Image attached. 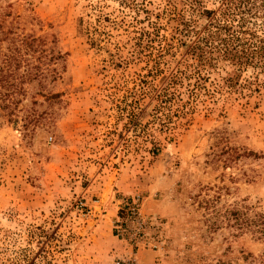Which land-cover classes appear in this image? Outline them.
Returning a JSON list of instances; mask_svg holds the SVG:
<instances>
[{"label": "rangeland", "instance_id": "rangeland-1", "mask_svg": "<svg viewBox=\"0 0 264 264\" xmlns=\"http://www.w3.org/2000/svg\"><path fill=\"white\" fill-rule=\"evenodd\" d=\"M253 13L243 28L264 37V0ZM240 20L233 0H0L1 47L35 38L27 58L43 72L0 117V264H115L132 250L139 264H252L264 252L229 214H264V65L198 74L186 58ZM133 195L148 221L140 248L104 210Z\"/></svg>", "mask_w": 264, "mask_h": 264}, {"label": "trees", "instance_id": "trees-1", "mask_svg": "<svg viewBox=\"0 0 264 264\" xmlns=\"http://www.w3.org/2000/svg\"><path fill=\"white\" fill-rule=\"evenodd\" d=\"M233 1L238 5L240 22L237 25L227 24L219 27V36L216 39L209 41L198 38L187 49L186 58L194 60L197 64L198 74L200 69H217L225 62L239 67H246L252 63L264 65V37L251 34L243 28L248 16H256L253 10L257 9L258 0ZM237 33L243 36H236ZM35 41L33 37L24 38L20 42L11 41L6 50L0 45V117L4 114L14 116L17 106L21 103L18 96L26 94L24 84L43 77L40 67L34 66L27 58L28 51L34 49ZM185 75L183 77L176 75V92L179 91L180 84L188 79ZM195 85L199 87L198 84ZM167 92L168 90H163L157 96ZM134 105L137 106V103H133V106L131 104L132 108ZM135 109L140 108L135 107ZM141 113H143L141 109L140 112L131 109L130 114L136 120ZM229 214L230 219L233 220L231 227L238 231L237 236L250 234L255 241L264 242V214L250 213L246 210ZM251 263L264 264V252L258 257H252Z\"/></svg>", "mask_w": 264, "mask_h": 264}, {"label": "built area", "instance_id": "built-area-1", "mask_svg": "<svg viewBox=\"0 0 264 264\" xmlns=\"http://www.w3.org/2000/svg\"><path fill=\"white\" fill-rule=\"evenodd\" d=\"M143 199L140 195L122 198L118 204V216L113 222L115 237L129 243L134 248H140L146 237L148 221L142 215ZM149 245L145 243L144 246ZM154 247L152 244L149 245ZM137 252V251H136ZM137 254L132 250V256L127 259H117L115 264H139Z\"/></svg>", "mask_w": 264, "mask_h": 264}, {"label": "crops", "instance_id": "crops-1", "mask_svg": "<svg viewBox=\"0 0 264 264\" xmlns=\"http://www.w3.org/2000/svg\"><path fill=\"white\" fill-rule=\"evenodd\" d=\"M119 201L120 200H114L113 199V202L109 205V207L107 206V208L106 207H104L105 209L104 210H106V211H109V210H112V217H111V219H112V223L114 222V220H115V218L118 216V204H119ZM112 208V209H111Z\"/></svg>", "mask_w": 264, "mask_h": 264}]
</instances>
